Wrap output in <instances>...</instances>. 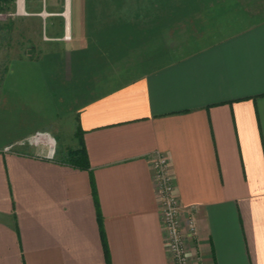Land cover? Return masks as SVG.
Instances as JSON below:
<instances>
[{
  "label": "crops",
  "instance_id": "crops-1",
  "mask_svg": "<svg viewBox=\"0 0 264 264\" xmlns=\"http://www.w3.org/2000/svg\"><path fill=\"white\" fill-rule=\"evenodd\" d=\"M68 1L64 36L58 25L54 49L41 51L40 41L36 56L41 66L53 61L43 70L60 83L56 60L76 74L88 71L78 60H91L85 15L70 20ZM206 1L197 9L201 31L181 52L168 47L164 62L150 58L132 80L78 98L70 124L56 111L47 117L45 93L57 89L41 84L32 91L41 89L43 124L15 135L2 117L24 87L0 83V264H172L158 155L170 161L191 264H264V0ZM7 60L5 75L12 61L32 59L12 47ZM93 75L80 77L84 90H94ZM68 127L73 148L83 132L88 168L57 160L60 150L51 158L17 144Z\"/></svg>",
  "mask_w": 264,
  "mask_h": 264
},
{
  "label": "rangeland",
  "instance_id": "rangeland-1",
  "mask_svg": "<svg viewBox=\"0 0 264 264\" xmlns=\"http://www.w3.org/2000/svg\"><path fill=\"white\" fill-rule=\"evenodd\" d=\"M179 1L182 2V0H174L176 3ZM188 1L189 3L182 4L180 7L182 9L174 14L160 10L162 7L160 0H70V20L76 19L81 11L85 15L87 46L91 60L78 61L87 65L85 68L94 74L92 87L94 90L90 92L84 90L86 88L84 86L88 87L87 83L80 81V77H89L85 76L88 71L79 68L76 74L69 62L62 60L61 65H57L56 60V68L61 69L62 86L59 77L56 81L54 74L47 73L46 75L44 72L46 70L44 68L51 67L53 61L44 62L46 64L41 66V59H36L40 41L41 51L50 52L46 44L51 43L49 48L51 51L54 49V44L49 37L57 34L58 25L62 28V34L66 29L67 0H23L24 11L22 12L20 0H15L9 10H0V27H2L0 28V83L24 88L15 91L14 108L6 110L7 118L2 117L3 121H12L15 135H21L27 130L41 126L43 124L41 89L32 91V87H41V84H45L55 85L57 89L56 92L45 93L47 117L51 110L56 111L61 114L63 120L69 123L68 121L74 118L78 98V102H81L83 99H89L91 96L112 88L121 79L132 80L150 66L152 67L153 61L152 63L148 61L150 58L155 57L157 62L161 63L167 57H172L171 52H181L183 47L187 46L189 38L195 37L201 31L198 23L200 14L197 9L199 4L204 3V0ZM31 10H40L41 15L31 16ZM53 12L58 15H52ZM120 19L127 20L129 25H125V28H118L116 25L118 21H121ZM28 21L29 24L31 21L32 27L22 28L24 22L29 25ZM136 24H140L141 27L131 29ZM67 37L71 35L67 34ZM63 42L69 45L70 38ZM12 47L15 52L20 51L32 60L12 61L5 75L8 66V52ZM55 47L59 50L65 49L61 46ZM168 47L169 56L166 53ZM144 62L146 64H143ZM72 76L74 80L71 79ZM65 88L68 90L65 91ZM47 123L46 120V125ZM37 132L39 131L27 137ZM41 132H49L56 150L62 153L67 148L73 147L76 142L75 136L70 134L69 127L67 132L62 131L57 136L52 131L42 130ZM19 146L32 149L41 147L45 150L43 146L34 144ZM46 153L47 150L41 154L46 155Z\"/></svg>",
  "mask_w": 264,
  "mask_h": 264
},
{
  "label": "built area",
  "instance_id": "built-area-1",
  "mask_svg": "<svg viewBox=\"0 0 264 264\" xmlns=\"http://www.w3.org/2000/svg\"><path fill=\"white\" fill-rule=\"evenodd\" d=\"M18 145H40L47 150L46 156L54 157L56 147L49 132H37L30 137L20 140ZM13 145L7 148H11ZM155 179L158 184L165 244L171 257L172 264H191L187 246L186 232L183 227L181 206L175 191V182L170 172V161L164 155H158L153 160ZM187 230L195 234L197 227L193 217L186 220ZM200 264V263H198Z\"/></svg>",
  "mask_w": 264,
  "mask_h": 264
},
{
  "label": "trees",
  "instance_id": "trees-1",
  "mask_svg": "<svg viewBox=\"0 0 264 264\" xmlns=\"http://www.w3.org/2000/svg\"><path fill=\"white\" fill-rule=\"evenodd\" d=\"M15 0H0V10H9L11 8L12 3H14ZM173 1V3H171ZM161 3V9L162 11H166L169 13H174L181 10V5L185 3H189L188 0H182V2L179 1V3L174 2V0H160ZM121 18V17H120ZM121 20V19H120ZM115 25V24H114ZM125 25H129V22L127 20H121L117 22V27H123ZM140 24H136L133 26L134 29H139ZM2 28V27H0ZM132 29V27H131ZM76 136L78 137L80 146L76 148H68L65 152L61 153L57 160L63 161L69 164H73L76 166H80L83 168H88V159H87V153L83 146V132L80 128H78Z\"/></svg>",
  "mask_w": 264,
  "mask_h": 264
},
{
  "label": "bare ground",
  "instance_id": "bare-ground-1",
  "mask_svg": "<svg viewBox=\"0 0 264 264\" xmlns=\"http://www.w3.org/2000/svg\"><path fill=\"white\" fill-rule=\"evenodd\" d=\"M68 5H69V3H68ZM20 9H21V11H23V0H20Z\"/></svg>",
  "mask_w": 264,
  "mask_h": 264
}]
</instances>
